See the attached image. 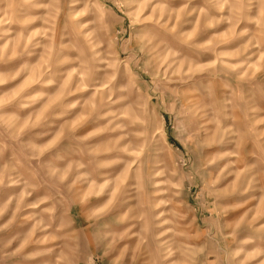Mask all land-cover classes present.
I'll use <instances>...</instances> for the list:
<instances>
[{
  "label": "rangeland",
  "instance_id": "1",
  "mask_svg": "<svg viewBox=\"0 0 264 264\" xmlns=\"http://www.w3.org/2000/svg\"><path fill=\"white\" fill-rule=\"evenodd\" d=\"M0 264H264V0H0Z\"/></svg>",
  "mask_w": 264,
  "mask_h": 264
}]
</instances>
